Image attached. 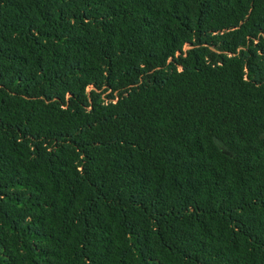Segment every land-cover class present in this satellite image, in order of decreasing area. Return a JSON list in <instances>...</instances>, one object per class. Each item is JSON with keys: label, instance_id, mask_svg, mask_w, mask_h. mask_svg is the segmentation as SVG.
Here are the masks:
<instances>
[{"label": "trees", "instance_id": "obj_1", "mask_svg": "<svg viewBox=\"0 0 264 264\" xmlns=\"http://www.w3.org/2000/svg\"><path fill=\"white\" fill-rule=\"evenodd\" d=\"M0 264H264V0H0Z\"/></svg>", "mask_w": 264, "mask_h": 264}]
</instances>
